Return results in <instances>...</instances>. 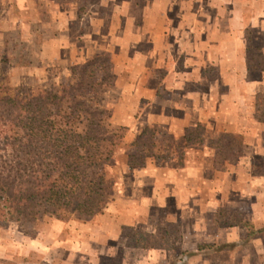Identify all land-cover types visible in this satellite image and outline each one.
Instances as JSON below:
<instances>
[{
    "label": "rangeland",
    "instance_id": "obj_1",
    "mask_svg": "<svg viewBox=\"0 0 264 264\" xmlns=\"http://www.w3.org/2000/svg\"><path fill=\"white\" fill-rule=\"evenodd\" d=\"M15 1L0 0V71L11 87V95L25 98L71 83L73 66L93 55L107 53L113 78L99 90L98 105L105 124L117 133L119 144L107 162H93L91 167L104 173L107 196L103 211L89 217L72 216L65 221L50 215L34 221L9 220L0 226V264L264 263V195L251 193L239 197L236 187H225L222 179L213 178L215 139L219 134L208 130L206 124H202L201 144L185 148L181 155L170 151L165 160L147 158L144 166L135 168L126 164L127 154L133 151V140L145 127L159 131L167 143L183 142L185 130L193 128L185 127L191 119L184 118V110L163 106L160 99L181 100L196 91L203 93L211 85L215 94H221V86H216L220 69L209 65L203 54L194 55L195 63L190 67L191 54L174 50L164 59L169 57V67L173 60L177 61L172 71L182 73L183 78L179 88L170 87L171 81L175 84V77H165L167 70L159 67L158 60L154 62L156 67H152L143 57L142 52L152 39L143 36L149 24L143 20L142 6L136 7L140 19L132 23L140 36L129 39L110 37V27L127 23L112 21L111 7L104 0H30L31 4L23 7ZM184 1L183 6L168 4L172 17L187 14L191 3ZM198 3L201 17H206L209 9L213 15L222 14V3L230 4L232 17L243 16L239 31H245L247 37L245 78L259 80L263 76L259 69L264 67V30L255 26L253 17L264 0H198ZM61 11H75L76 15L72 20L59 21L57 12ZM84 16L85 20L81 19ZM90 16L92 19L86 20ZM199 25H203L201 20ZM216 27L221 25L218 23ZM63 33L68 35L69 48L55 51L46 47L49 40ZM186 40L199 46L207 42L203 37ZM234 40L231 39L232 43ZM86 51L93 54L86 57ZM144 66L148 67L146 71ZM95 77L97 80L105 77L98 67ZM196 77L199 81L200 77L203 79L198 85L186 79ZM176 89L177 92L172 91ZM252 108L255 117L264 120L263 93L255 94ZM83 119L65 106L59 112L50 107L38 114H23L12 127L0 122V149L12 131L22 133L32 129L49 138L53 127L75 129L82 126ZM233 153L225 161L224 170L238 164L243 147ZM248 170L250 181L242 182L243 189L249 192L255 188L264 194L263 183L253 182L264 174V155L254 156ZM256 204H262L263 208L254 211ZM217 207L236 213L230 217L236 221L255 219L261 224L260 231L251 237L256 239L242 237L236 241L240 236L237 230L220 231L226 227L221 225L225 214L214 213ZM214 237L217 240L212 243ZM132 243L143 246L134 247ZM164 253L167 256L161 259L159 255ZM148 257L150 263L144 261ZM203 258L205 262H201Z\"/></svg>",
    "mask_w": 264,
    "mask_h": 264
},
{
    "label": "trees",
    "instance_id": "obj_2",
    "mask_svg": "<svg viewBox=\"0 0 264 264\" xmlns=\"http://www.w3.org/2000/svg\"><path fill=\"white\" fill-rule=\"evenodd\" d=\"M97 67L105 76L101 80L95 77ZM111 68L107 53L93 55L72 67L73 82L25 98L11 95V87L0 71L3 126L12 127L23 114H38L50 107L59 112L68 106L84 118L82 126L75 129L53 127L49 138L32 129L17 133L9 128L12 132L0 149V226L13 218L34 221L50 215L65 221L72 216L89 217L103 211L107 184L103 171L91 167L93 162H107L119 144L117 133L105 124L98 105L99 90L113 78ZM202 131V124H197L185 130L181 144H173L165 142V136L156 129L145 127L133 140V151L127 154L126 164L135 168L144 166L147 158L165 160L170 151L181 155L185 148L201 144ZM215 143L213 166L224 170L225 161L242 146V137L221 133ZM219 211L225 214L221 225L244 227L247 238L260 231L249 220L231 219L236 213L223 208L216 212Z\"/></svg>",
    "mask_w": 264,
    "mask_h": 264
},
{
    "label": "crops",
    "instance_id": "obj_3",
    "mask_svg": "<svg viewBox=\"0 0 264 264\" xmlns=\"http://www.w3.org/2000/svg\"><path fill=\"white\" fill-rule=\"evenodd\" d=\"M184 2V0H104L103 3L111 7L109 16L112 21L120 20L127 23L125 26L110 27V37L115 38L117 36L116 38L127 37L130 39L140 36L133 30L134 26L132 23H136L140 19L136 13V7L142 6L143 20L149 24L144 29L143 36L152 39L149 42L150 46L142 52L144 54L143 57L150 61L152 67H156L154 62L158 60L159 67L167 70L165 77H175V84L172 85L171 82L173 81H171L170 87L179 88L180 82H182L181 79L183 78L182 73L180 74L176 70L174 72L172 71L173 64L175 67L177 61L173 60L172 66L169 67L167 65L169 57L166 60L164 59L166 54H171L174 50L176 53L180 52L179 54L182 51H186L185 54H191L190 67L195 63L194 55L198 56V54H203L206 56L209 65L216 66L220 69L221 77L218 83H216V86H221V94H215L216 89L211 85L212 87L207 88L203 93L196 91L194 92L195 95L181 97V100L178 97L177 100L160 99L159 103L165 107L184 110V118L189 117L191 119L190 123L185 125V127H194L201 123L206 124L208 130H214L215 135H220L221 133L241 135L243 154L238 164L233 168L222 171L215 169L212 165V176L213 178L222 179V183L227 184L224 185L225 187L228 185L230 187H236L234 189L240 192L239 197L251 193L261 197L264 195L261 190L254 188V190L246 192L247 190L243 189L241 184L242 182L250 181L251 176L248 169L252 158L256 155H264V120L256 118L252 111L255 94L261 92L264 95V67L259 69L263 75L259 80L248 81L245 78L248 67V61L246 59L247 41H245L247 37L245 31H239L243 16L232 17L230 4L222 3L223 13L220 15H213V13L209 12L211 11L209 9L207 10L208 15L201 17L198 0H190V12L186 10V15L180 16L174 14L172 17V14L169 12L170 9H167L168 4H174L175 6L177 4L181 6L182 4L183 6ZM15 3L19 7L29 6L31 4L30 0H16ZM258 7L260 9H256L257 15L253 17V21L255 26L259 25V28L264 30V4L261 7L258 4ZM73 15H76L75 11H61L57 12V19L59 21L64 19L72 20ZM85 16L81 19L85 20ZM87 19L91 20L92 18L90 16ZM200 20L203 25H199V27L198 23ZM218 23L221 25L219 28L216 27ZM205 26H207V29H205ZM67 37L68 35L63 33V36L49 40L46 44L48 46L46 47L52 48L55 51H59L61 47L69 48V45L66 44V41L69 42ZM199 37L207 38V42L202 46H199V43L193 41L188 44L186 40V38L196 39ZM231 39H235L233 43ZM85 53L86 57L93 54L90 51H86ZM262 53L264 54V50ZM156 54L159 56L158 59L156 58ZM146 68L148 67L144 66V71H146ZM199 70L197 71L199 72ZM186 79H189L192 83L195 82V85H198L203 80L202 77H200V81L197 77L196 79ZM177 90L172 91L177 92ZM178 100L180 103L177 102ZM182 101H184L185 105H188H182ZM253 182L263 183L264 185V174L255 178ZM224 203L226 204V202ZM254 206V211L263 208L262 204H256ZM218 209L219 207L215 209L214 213ZM250 221L253 223L255 229L261 228V224H258L255 219L250 218ZM230 229L237 230L240 234L239 239L236 241L242 237L245 238L244 240L247 239V230L241 226H226L220 228V231ZM150 232H153V230H150ZM254 238H251L250 241ZM211 240L212 243H215L214 241L217 239L214 237ZM164 254L159 255L161 259L167 256V254ZM150 260V257H148L144 261L150 263ZM205 261L206 259L203 258L201 262Z\"/></svg>",
    "mask_w": 264,
    "mask_h": 264
}]
</instances>
